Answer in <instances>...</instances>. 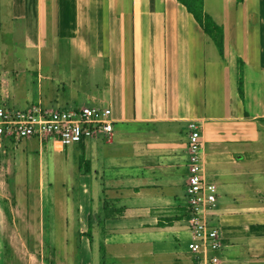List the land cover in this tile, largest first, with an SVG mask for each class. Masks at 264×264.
Wrapping results in <instances>:
<instances>
[{"label": "crops", "instance_id": "1", "mask_svg": "<svg viewBox=\"0 0 264 264\" xmlns=\"http://www.w3.org/2000/svg\"><path fill=\"white\" fill-rule=\"evenodd\" d=\"M204 6L223 27V52L180 0H0L10 34L0 40V104L110 107L114 119L109 139L66 147L77 154L74 199L40 208L37 222L20 203L0 208V264H125L126 255L194 264V121L218 186L209 216L223 257L264 264V0ZM49 141L0 138V176L15 173L18 151L33 158Z\"/></svg>", "mask_w": 264, "mask_h": 264}, {"label": "built area", "instance_id": "2", "mask_svg": "<svg viewBox=\"0 0 264 264\" xmlns=\"http://www.w3.org/2000/svg\"><path fill=\"white\" fill-rule=\"evenodd\" d=\"M188 144L190 175L187 182V215L191 240L188 251L194 264H228L223 257V238L212 224L210 213L216 208L218 186L205 175L201 127L190 124ZM114 130L110 107L47 108L35 105L14 109L0 104V138L21 142L29 138L53 140L62 147L110 138Z\"/></svg>", "mask_w": 264, "mask_h": 264}, {"label": "rangeland", "instance_id": "3", "mask_svg": "<svg viewBox=\"0 0 264 264\" xmlns=\"http://www.w3.org/2000/svg\"><path fill=\"white\" fill-rule=\"evenodd\" d=\"M1 8H3L1 15L5 21L7 18L6 8L5 6H1ZM8 36H10L8 30L0 31V40L3 38L6 42ZM16 37L18 38L16 44L24 42V37L20 31ZM28 141L25 139L15 145L21 148L29 143L30 146H37L38 148L39 139L34 138L33 141ZM47 143L49 144L48 147L38 152L40 155L35 154L33 158L21 157L18 151L14 160L16 162L15 173L8 177L7 175L5 177L0 176V208L9 209V206L14 207L20 203L22 207L31 209L34 221L37 222L40 208L48 209L54 204H61L62 199L68 193L72 196L71 199L75 198L79 185L75 150H72V147H65L64 151L59 154L54 149L52 139ZM11 151L12 148L9 157L13 156ZM152 263L153 258L147 256L126 255L125 257V264Z\"/></svg>", "mask_w": 264, "mask_h": 264}, {"label": "trees", "instance_id": "4", "mask_svg": "<svg viewBox=\"0 0 264 264\" xmlns=\"http://www.w3.org/2000/svg\"><path fill=\"white\" fill-rule=\"evenodd\" d=\"M191 12L204 31L213 38L219 50L223 52L224 30L215 22L213 17L205 11L204 0H180ZM242 85V84H241ZM243 88L241 87V92Z\"/></svg>", "mask_w": 264, "mask_h": 264}]
</instances>
